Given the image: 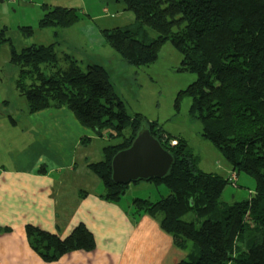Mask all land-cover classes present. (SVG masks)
I'll return each mask as SVG.
<instances>
[{
	"label": "trees",
	"instance_id": "1",
	"mask_svg": "<svg viewBox=\"0 0 264 264\" xmlns=\"http://www.w3.org/2000/svg\"><path fill=\"white\" fill-rule=\"evenodd\" d=\"M123 3L134 21L102 29L105 43L135 67L154 63L166 41L179 51V70L196 75L180 92L191 99L189 115L200 121L202 136L216 146L232 172L254 180L249 198L221 203L224 189L235 184V176L231 180L198 170L184 140L163 133L139 114L126 113L103 66L82 69L69 55L58 56L52 44L30 45L19 52L11 47L9 60L18 66L14 87L25 98L27 113L64 107L94 136L117 139L102 148L101 160L87 164L102 184L99 198L112 203L120 200L128 185L113 183L111 159L131 145L144 125L173 157L167 175L150 180L164 184L169 194L156 202L134 199L131 216L158 220L174 244L188 251V257L177 264H264V0ZM41 7L40 29H66L80 20L74 8ZM144 27L154 30L156 37H150ZM5 29H0V46L10 44ZM20 32L31 37L33 30L26 26ZM46 67L52 69L50 74ZM125 129L129 130L126 135ZM89 141V137L82 139L83 144ZM189 211L196 213L195 221L182 219ZM25 233L30 247L48 263L73 251L94 250L93 235L83 224L63 239L32 225L25 226Z\"/></svg>",
	"mask_w": 264,
	"mask_h": 264
},
{
	"label": "crops",
	"instance_id": "2",
	"mask_svg": "<svg viewBox=\"0 0 264 264\" xmlns=\"http://www.w3.org/2000/svg\"><path fill=\"white\" fill-rule=\"evenodd\" d=\"M72 2L65 7L75 6L76 2ZM40 4L43 12L41 6L46 2ZM59 4L55 6L63 7V3ZM104 9L108 13V9ZM87 17L89 22L81 20L75 33L94 56L92 59L89 54L88 61L99 65L101 63H92L98 53H109L112 58L115 54L109 52L100 34L107 28L94 26V20L105 19L90 13ZM56 53L58 56L67 54ZM43 117L46 120H40ZM15 124L12 118L10 122L0 119V264H177L188 257V251L174 244L172 237L160 228L158 220L148 215L131 216L133 200L130 196V199L125 198V204L120 200L112 203L99 198L102 184L89 172L87 164L102 159L100 150L90 146L104 138L82 127L68 109L51 108L27 114L25 125L32 133L43 136L39 137L43 143L34 141L30 145L28 141L24 148L25 143L22 144L21 150L12 134ZM85 137L90 138L86 146L82 143ZM80 148L84 149L78 155ZM205 172L226 178L235 176V183L238 182V176L222 163ZM227 191L234 200L238 191ZM82 192L86 194L80 197ZM78 224H83L93 235L94 250L73 251L48 263L34 252L26 238V225L63 239ZM4 228L7 231H3Z\"/></svg>",
	"mask_w": 264,
	"mask_h": 264
},
{
	"label": "rangeland",
	"instance_id": "3",
	"mask_svg": "<svg viewBox=\"0 0 264 264\" xmlns=\"http://www.w3.org/2000/svg\"><path fill=\"white\" fill-rule=\"evenodd\" d=\"M70 1L76 2V5L67 8L76 9L80 16V20L76 24L67 30L52 27L40 29L38 27L40 18L38 14L43 15L44 13L39 9L41 2H46V5L52 7L63 3V7H65ZM104 8L108 9L107 15L103 13ZM87 13L105 19L94 20V26L98 28L125 27L134 21L133 13L124 10L123 0H0V29L6 28V35L10 39V44L4 43L0 46V119L4 118V121L10 122L12 118L16 122L12 134L20 144L18 150L22 149L23 143H25L24 148L28 141L30 145L34 141L42 144L39 137L43 136L32 133L25 125V117L28 114L26 100L14 87L18 66L9 60L11 47L19 52L31 43L36 45L53 43L55 52H66L79 67L84 69L87 62L90 63L88 61L89 54L92 59L94 56L86 50L84 42L76 36L75 28L81 20H85V23L89 22ZM26 26H30L33 30L31 37H24L20 32V28ZM144 28L150 37H156L154 30L148 27ZM107 48L109 52L115 54V57L112 58L109 53L102 51L97 54V60H93L92 63H101L99 65H102L107 71L113 90L122 101L129 116L133 117L135 114H139L147 121L156 124L155 126L160 128L163 133L184 140L193 155L198 170L207 171L218 163L227 166L216 146L202 136L200 121L189 115L191 99L180 92L195 81L196 75L179 70L181 54L169 41L164 42L154 63L140 67L129 65L114 49L110 46ZM59 65L62 66L63 62H60ZM45 72L50 74L52 69L46 67ZM176 100L177 106L175 107ZM40 120L44 121L46 117ZM128 132L129 130L125 129L123 134L126 135ZM103 138L90 146H96L94 148H98L101 154L103 147L117 143L115 138L107 136ZM87 144L85 143L84 146ZM83 149L77 150V154L80 155ZM254 186L252 178L240 174L237 184L226 186L219 201L228 205L233 201H245L249 198L250 192L253 193ZM231 189L234 193L238 191L234 200H231L232 195L227 191ZM168 194V189L164 184L139 181L128 184L120 201L125 204V198L130 199L131 197L132 200L141 199L156 202ZM196 218L194 211L186 212L182 216V219L187 222L195 221Z\"/></svg>",
	"mask_w": 264,
	"mask_h": 264
},
{
	"label": "water",
	"instance_id": "4",
	"mask_svg": "<svg viewBox=\"0 0 264 264\" xmlns=\"http://www.w3.org/2000/svg\"><path fill=\"white\" fill-rule=\"evenodd\" d=\"M172 163L171 154L142 125L131 145L112 157L111 179L116 185L162 179Z\"/></svg>",
	"mask_w": 264,
	"mask_h": 264
},
{
	"label": "built area",
	"instance_id": "5",
	"mask_svg": "<svg viewBox=\"0 0 264 264\" xmlns=\"http://www.w3.org/2000/svg\"><path fill=\"white\" fill-rule=\"evenodd\" d=\"M104 12L107 13V10L104 9ZM175 143H176L175 141H172V142H171L172 145L175 144ZM230 179H231V180H234V176H231Z\"/></svg>",
	"mask_w": 264,
	"mask_h": 264
}]
</instances>
